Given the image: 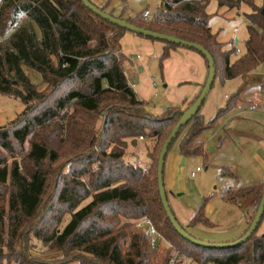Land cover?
<instances>
[{
  "label": "trees",
  "instance_id": "obj_1",
  "mask_svg": "<svg viewBox=\"0 0 264 264\" xmlns=\"http://www.w3.org/2000/svg\"><path fill=\"white\" fill-rule=\"evenodd\" d=\"M212 1L218 9L250 8L240 56L231 59L234 49L223 51L211 32L206 9ZM14 8L40 35L34 39L33 29L26 26L15 36L12 43H22L26 54L10 73L5 59L11 48L0 41V95L24 105L14 120L0 126V264H264V232L258 234L264 212L244 243L208 249L180 237L161 206L157 156L198 95L183 110L169 106L152 116L123 71L129 59L121 54L119 39L126 30L87 10L80 0H1L0 36L7 32ZM157 8L148 20L107 13L201 45L213 59V85L215 80L243 79L264 64V6H254L253 0H159ZM134 35L164 44L160 68L170 49H189ZM27 70L40 74V87L29 81ZM237 100L236 95L216 116ZM199 112L176 135L186 128L179 143L184 156L204 153L197 138L210 121L205 125ZM140 137L145 141L139 145ZM140 155L146 157V173L138 165ZM263 187L264 177L259 185L221 195L230 204L256 196L244 232ZM178 223L190 234L188 228L209 221L201 206L188 224Z\"/></svg>",
  "mask_w": 264,
  "mask_h": 264
},
{
  "label": "rangeland",
  "instance_id": "obj_2",
  "mask_svg": "<svg viewBox=\"0 0 264 264\" xmlns=\"http://www.w3.org/2000/svg\"><path fill=\"white\" fill-rule=\"evenodd\" d=\"M88 1L96 7L103 8L105 12H110L113 16L122 14L123 18H136L146 10L150 16L155 14L159 0ZM253 5L264 6V0H253ZM206 11L209 15L208 22L211 32L215 34L217 42L221 44V49L229 51V49L237 48L242 52L244 42L248 37L246 28L248 22L245 15L251 12L250 8L243 4L236 11L218 9L215 2L212 1L207 5ZM11 12L8 30L0 36V41L11 48L10 54L5 59L8 73L15 64L23 61L26 54L22 43L16 42L18 43L16 46L9 41L11 30H14L18 24L20 28L24 29V26L28 24L34 31V39L40 35L38 27L34 23L26 20L18 23L22 13L17 8ZM235 28L237 31L233 32ZM235 38L237 42H235ZM235 57L233 52L231 59ZM26 73L31 83L38 87L41 86L39 73L33 70H27ZM262 78H264V64L247 74L245 78L230 80L227 82L228 84H220L215 80V84L206 96V101L200 108V112L205 116V125L207 121H210L209 126H206L197 138V141L203 145L204 153L200 155L186 154L185 156L180 153L179 143L187 131L185 128L184 133L179 134L171 142L164 158L162 176L168 206L170 207L172 199L176 200L181 211L187 217H191L202 206L204 216L210 222L209 226L200 225L203 232H212L218 235L228 231L227 229L234 225L235 220L227 210L229 208L219 205L221 195L227 189L238 190L246 188L248 185L257 184L263 177L264 168L260 170L258 166L260 161L264 163V84L261 82ZM156 82L158 83V80ZM242 84L244 86L240 88L239 86ZM158 90L160 91V86ZM236 95L238 100L235 101V105L217 117L216 113L224 108L227 102L230 103L234 100ZM164 106L166 107V105ZM23 108L24 105L18 99L15 100L1 94L0 126L14 120ZM144 141L143 137L139 138L138 144L140 145ZM253 154L257 155L259 160H255ZM138 160L147 168L145 156L140 155ZM197 168L199 171L196 172ZM191 173L194 176H191ZM87 201L82 202V205ZM170 209L174 213L173 208L170 207ZM243 210L245 209L243 208ZM66 217L62 224L66 223ZM69 264H78V262Z\"/></svg>",
  "mask_w": 264,
  "mask_h": 264
},
{
  "label": "crops",
  "instance_id": "obj_3",
  "mask_svg": "<svg viewBox=\"0 0 264 264\" xmlns=\"http://www.w3.org/2000/svg\"><path fill=\"white\" fill-rule=\"evenodd\" d=\"M25 20L24 17L20 16L18 23L24 22ZM26 26L24 27L28 30L29 27ZM22 29L19 27V24L16 25L14 30H11L9 41L14 42L15 36L19 35ZM119 40L121 54L129 59L124 64L123 71L137 99L143 101L144 109L150 115L160 114L169 106H181L183 110L198 95L207 75V68H205L203 58L199 54L186 48L170 49L168 51V58L162 62L160 68L159 57L161 56L164 44L135 36L130 32H124ZM156 80H158V83ZM227 82L230 81L219 83L228 84ZM159 86L160 91L158 90ZM200 114H202L205 120L204 114L202 112ZM253 157L255 160H259L257 155L253 154ZM258 166L260 170H263L264 163L260 161ZM263 177L257 184L248 186L259 185L263 181ZM254 196V194H249L241 201L233 204L226 202L220 197L219 205L229 208L227 210L233 215L235 220L234 225L227 229L228 231L221 232L217 235L212 232H203L200 229V225H197L193 228H188L189 233L197 239L215 243L228 242L234 240V238H238L246 228V220L243 212L249 213L253 209L256 203V196ZM170 207L173 208L178 222L183 225L188 224L190 217L184 215L176 200L172 199ZM209 225L210 222L206 226ZM262 232H264V218L258 229V234Z\"/></svg>",
  "mask_w": 264,
  "mask_h": 264
},
{
  "label": "water",
  "instance_id": "obj_4",
  "mask_svg": "<svg viewBox=\"0 0 264 264\" xmlns=\"http://www.w3.org/2000/svg\"><path fill=\"white\" fill-rule=\"evenodd\" d=\"M81 3L84 5V7L87 10H91L94 14H96L98 17L103 19L104 21H108L110 24L115 25L119 27L120 29H124L127 32L133 33V34H140L146 38L150 39H155L161 42L165 43H172L176 46L180 47H187L189 49H192L196 51L197 53H201L202 56L205 58V61L207 62V75L206 79L204 81V85L202 89L200 90L196 100L187 108L185 111L182 112V117L179 119V121L173 126L171 129L170 135L167 137V139L163 142L161 145L162 147L160 148V151L157 156V166H156V179H157V190L159 192V197H160V202L161 206L164 208V212L166 214V217L168 221L171 223L172 228L175 230V232L185 239L187 242L189 241L193 245L201 248H208V249H219V248H234V246L240 245L247 241L251 234L255 231L257 228L258 224L261 221V216L264 212V190L262 193V196L259 201V206L258 209L252 218V222L249 225L248 229L242 234L241 237L235 239L233 242H208V241H203L200 239H197L196 237H193L190 234H187L185 231L182 230L180 227L179 223L176 222L175 217L168 206L167 202V196L166 192L164 191V186H163V167H164V158L167 154V151L170 147V143L172 140L176 137L178 132L180 131L179 129L185 126V124L191 120L198 110L200 109L201 105L203 104L205 97L207 96L208 92L211 89V86L213 85V80L215 76V68H214V63L211 55L206 52V50L201 46V45H196L187 41H182L178 38H175L170 35H164L156 32H151L148 30H145L144 28L134 26L132 24H129L128 22L124 20H119L107 12H103L102 10L98 9L96 6H94L91 2L88 0H80ZM264 189V187H263ZM245 218H247V213H244Z\"/></svg>",
  "mask_w": 264,
  "mask_h": 264
},
{
  "label": "built area",
  "instance_id": "obj_5",
  "mask_svg": "<svg viewBox=\"0 0 264 264\" xmlns=\"http://www.w3.org/2000/svg\"><path fill=\"white\" fill-rule=\"evenodd\" d=\"M141 18H142L143 20H147L148 18H150V13H149L147 10L144 11V12L141 14ZM236 31H237V28H235V29L233 30V32H236ZM235 42H237V39H236V38H235ZM234 53H235L236 56H240V55H241V52H240L237 48L234 49ZM261 82L264 84V78L261 79ZM140 138H142V137H140ZM137 162H138V161H137ZM140 164H141V162H138V165H140ZM141 167H142V171H143L144 173H146V166L142 164ZM197 171H199L198 168L196 169V172H197ZM190 175H191V176H194L193 173H191ZM145 223H146V225L148 226V231H149L150 235H155L154 228L151 226V224L148 223V221H145ZM151 245H152V246L154 245V241H152ZM204 264H210V263H204Z\"/></svg>",
  "mask_w": 264,
  "mask_h": 264
}]
</instances>
